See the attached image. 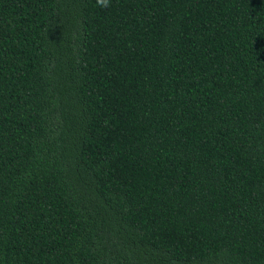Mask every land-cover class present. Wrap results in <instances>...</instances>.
I'll use <instances>...</instances> for the list:
<instances>
[{
  "label": "trees",
  "instance_id": "1",
  "mask_svg": "<svg viewBox=\"0 0 264 264\" xmlns=\"http://www.w3.org/2000/svg\"><path fill=\"white\" fill-rule=\"evenodd\" d=\"M0 264H264V0H0Z\"/></svg>",
  "mask_w": 264,
  "mask_h": 264
},
{
  "label": "clouds",
  "instance_id": "2",
  "mask_svg": "<svg viewBox=\"0 0 264 264\" xmlns=\"http://www.w3.org/2000/svg\"><path fill=\"white\" fill-rule=\"evenodd\" d=\"M97 4L101 7L107 8L110 6V0H97Z\"/></svg>",
  "mask_w": 264,
  "mask_h": 264
}]
</instances>
